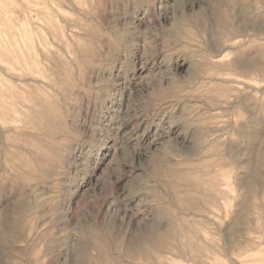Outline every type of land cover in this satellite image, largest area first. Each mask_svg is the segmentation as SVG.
Segmentation results:
<instances>
[{
    "label": "rangeland",
    "instance_id": "1",
    "mask_svg": "<svg viewBox=\"0 0 264 264\" xmlns=\"http://www.w3.org/2000/svg\"><path fill=\"white\" fill-rule=\"evenodd\" d=\"M0 264H264V0H0Z\"/></svg>",
    "mask_w": 264,
    "mask_h": 264
}]
</instances>
